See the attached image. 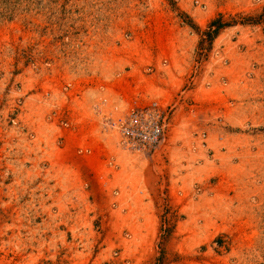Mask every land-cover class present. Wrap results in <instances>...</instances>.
Wrapping results in <instances>:
<instances>
[{
    "label": "rangeland",
    "instance_id": "1",
    "mask_svg": "<svg viewBox=\"0 0 264 264\" xmlns=\"http://www.w3.org/2000/svg\"><path fill=\"white\" fill-rule=\"evenodd\" d=\"M0 264H264V0H0Z\"/></svg>",
    "mask_w": 264,
    "mask_h": 264
},
{
    "label": "built area",
    "instance_id": "2",
    "mask_svg": "<svg viewBox=\"0 0 264 264\" xmlns=\"http://www.w3.org/2000/svg\"><path fill=\"white\" fill-rule=\"evenodd\" d=\"M166 110L155 101L132 105L124 113L105 119V126L108 131L115 132L117 145L122 150L148 155L162 140Z\"/></svg>",
    "mask_w": 264,
    "mask_h": 264
},
{
    "label": "trees",
    "instance_id": "3",
    "mask_svg": "<svg viewBox=\"0 0 264 264\" xmlns=\"http://www.w3.org/2000/svg\"><path fill=\"white\" fill-rule=\"evenodd\" d=\"M209 26H214L213 23H211ZM217 26V25H215ZM215 34V30L214 31H210V32H207L205 35L208 39H211L212 38V35Z\"/></svg>",
    "mask_w": 264,
    "mask_h": 264
}]
</instances>
